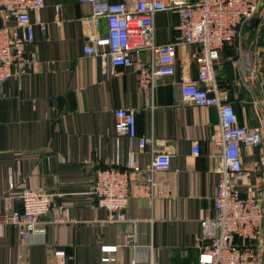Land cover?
<instances>
[{"label":"crops","instance_id":"obj_1","mask_svg":"<svg viewBox=\"0 0 264 264\" xmlns=\"http://www.w3.org/2000/svg\"><path fill=\"white\" fill-rule=\"evenodd\" d=\"M44 1L31 17L46 27L37 24L36 41L25 47L26 55L40 63L30 75L10 77L0 86V215L7 196L13 198V209L21 211L19 191L32 187L58 192L67 221L47 223L46 232L35 233L29 241L5 225L0 264H55L58 257L65 264H101L103 245L123 246L116 264H130L135 257L148 260L138 250L150 244L159 264H197L200 251L210 243L203 238L202 221L213 214L220 179L213 144L220 114L215 106L182 100V76H197L196 64L185 60L194 46H179L176 73L157 80L153 97L146 96L134 66L113 68L109 60L84 54L90 37L103 36L108 29L105 20L99 26L84 20L91 10L88 4ZM178 16L157 14L158 42L179 40ZM257 52L264 58L259 43ZM220 70L222 66L216 74ZM234 82L240 122L264 129V111L255 95L242 78ZM257 87L264 96L259 82ZM122 107L136 111L139 136H154L157 147L172 155L170 169L155 174V196L149 194L147 171L152 147L140 149L127 137L116 144L114 111ZM195 142L200 143L199 154L193 152ZM242 158L250 167L256 159L263 164L261 172L247 173L242 186L246 196L258 177L264 180V143L243 149ZM115 161L122 166L138 161L141 168L131 173L125 210L131 221L108 220L109 211L90 194L96 172Z\"/></svg>","mask_w":264,"mask_h":264},{"label":"built area","instance_id":"obj_2","mask_svg":"<svg viewBox=\"0 0 264 264\" xmlns=\"http://www.w3.org/2000/svg\"><path fill=\"white\" fill-rule=\"evenodd\" d=\"M80 1L91 7L84 17L86 22L99 26L105 20L108 26L105 35L90 37L84 46V54L109 60L113 68L134 66L139 88L146 96L153 97L157 80L176 73L179 46H194L185 60L196 64L197 76H182V100L194 106H215L220 114V131L213 140L220 158L217 168L220 179L213 214L202 221L203 238L209 239L210 243L200 251L197 264H261L264 180L258 177L246 196L242 194V186L247 173L250 170L261 172L263 164L261 159H256L252 167L247 166L243 162L242 151L263 145L264 129L240 122L229 96L217 82L216 71L224 65L225 47H233L235 51L230 64L235 81L241 80L242 29L262 0ZM44 6V0H0V86L10 77L30 75L40 63L37 58L26 55L25 47L36 41L34 27L37 24L42 29L46 27L31 17V12H39ZM160 12L179 15V40L158 42L155 18ZM263 27L264 22L261 31ZM258 71L259 84L264 92V58L260 56ZM114 114L116 144L122 137H127L131 142H137L140 149L152 147L153 161L147 171L149 194L155 196V174L170 169L172 155L157 147L154 136L138 135L134 109L117 108ZM193 152L199 154V142L193 145ZM134 171H141L138 161L126 166L115 161L96 172L90 194L99 207L109 211L108 220H132L125 210L130 202L131 173ZM57 197L58 192L23 187L18 194L23 210L17 211L13 209V198L7 196L5 211L0 215V234L4 226L9 225L18 231L22 240L29 241L35 233H45L47 223L66 222L65 210ZM121 247L101 246V264H116V254ZM138 251L148 254V260L135 257L130 264H159L151 244ZM55 264H65V261L58 257Z\"/></svg>","mask_w":264,"mask_h":264},{"label":"water","instance_id":"obj_3","mask_svg":"<svg viewBox=\"0 0 264 264\" xmlns=\"http://www.w3.org/2000/svg\"><path fill=\"white\" fill-rule=\"evenodd\" d=\"M264 22V0L261 1L254 14L245 22L241 35V58L239 72L243 82L253 92L264 111V96L257 87L259 82L258 71V43L261 27ZM264 196V185H263ZM264 212V197H262ZM264 214V213H263ZM261 264H264V219L261 234Z\"/></svg>","mask_w":264,"mask_h":264},{"label":"trees","instance_id":"obj_4","mask_svg":"<svg viewBox=\"0 0 264 264\" xmlns=\"http://www.w3.org/2000/svg\"><path fill=\"white\" fill-rule=\"evenodd\" d=\"M259 45L264 46V27L262 28L261 35L259 38ZM234 51L235 50L233 49V47H230V46L225 47V49L223 51L226 53V54H224L225 55V61H224V65L222 67L223 70H220L217 72L216 79H217V82L220 85L221 89H223V91L225 93H227V95L229 96V101L232 102V104L234 105V107L236 109V105L234 104L235 75H234L233 66H231V64H230V57L233 56ZM229 52H231V54H228ZM22 210H23V208H22Z\"/></svg>","mask_w":264,"mask_h":264}]
</instances>
